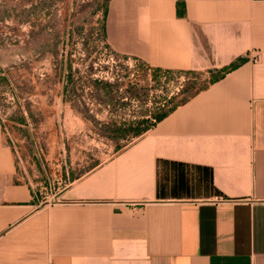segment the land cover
I'll use <instances>...</instances> for the list:
<instances>
[{"label": "crops", "instance_id": "obj_1", "mask_svg": "<svg viewBox=\"0 0 264 264\" xmlns=\"http://www.w3.org/2000/svg\"><path fill=\"white\" fill-rule=\"evenodd\" d=\"M184 4L110 0L117 55L206 86L60 194L0 124V264H264V0Z\"/></svg>", "mask_w": 264, "mask_h": 264}, {"label": "rangeland", "instance_id": "obj_2", "mask_svg": "<svg viewBox=\"0 0 264 264\" xmlns=\"http://www.w3.org/2000/svg\"><path fill=\"white\" fill-rule=\"evenodd\" d=\"M109 2L0 0V124L40 199L138 140L131 125L150 130L206 86L117 55L106 42Z\"/></svg>", "mask_w": 264, "mask_h": 264}, {"label": "trees", "instance_id": "obj_3", "mask_svg": "<svg viewBox=\"0 0 264 264\" xmlns=\"http://www.w3.org/2000/svg\"><path fill=\"white\" fill-rule=\"evenodd\" d=\"M184 0H179V10L181 11V14H182V10H183V8H184ZM107 12L108 11H106V16H107ZM105 16V17H106ZM70 78H72V76H70ZM183 103H185V102H183ZM177 107H174V108H172L170 111H168V112H166V113H163V114H161V115H159V116H157L156 117V119H155V124L153 125V126H155L157 123H159V122H161L162 120H164L171 112H173L175 109H176ZM135 124H133V125H131V130H132V132H133V134H134V136H141V135H143L144 133H146L148 130H149V128H145V129H142V128H139V129H135ZM152 126V127H153Z\"/></svg>", "mask_w": 264, "mask_h": 264}, {"label": "built area", "instance_id": "obj_4", "mask_svg": "<svg viewBox=\"0 0 264 264\" xmlns=\"http://www.w3.org/2000/svg\"><path fill=\"white\" fill-rule=\"evenodd\" d=\"M129 60H133V61H135V62H137V63H139V64H142V65H144V66H146L149 70H151V71H156V70H154L152 67H150L149 65H146V64H143L141 61H139V60H136V59H134V58H128ZM252 61L254 62V63H257L258 61H259V58L258 57H254L253 59H252ZM161 73H165V74H169L168 72H161ZM171 74H178V73H171ZM182 75H187V74H182ZM165 79H166V77H165ZM70 185V184H69Z\"/></svg>", "mask_w": 264, "mask_h": 264}]
</instances>
